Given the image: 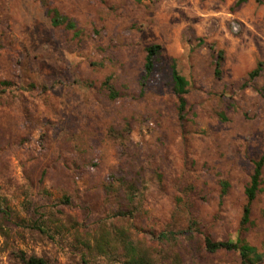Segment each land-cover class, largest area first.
<instances>
[{
	"label": "rangeland",
	"instance_id": "374dc122",
	"mask_svg": "<svg viewBox=\"0 0 264 264\" xmlns=\"http://www.w3.org/2000/svg\"><path fill=\"white\" fill-rule=\"evenodd\" d=\"M236 1L0 0V264H121L126 244L150 264H242L206 238L264 264V166L240 227L264 154V0Z\"/></svg>",
	"mask_w": 264,
	"mask_h": 264
},
{
	"label": "trees",
	"instance_id": "16d2710c",
	"mask_svg": "<svg viewBox=\"0 0 264 264\" xmlns=\"http://www.w3.org/2000/svg\"><path fill=\"white\" fill-rule=\"evenodd\" d=\"M259 1V0H257ZM246 2V0H237L235 6L238 7L242 3ZM51 14V23L54 26L64 25L68 29H75V23L71 19L62 16L59 12L55 9H50L48 11ZM161 46L159 44H152L146 47L145 49V57H144V64H143V80L147 79L154 67V63L157 57L161 53ZM223 62V53L221 51L217 52L216 60L214 62V75L216 78H219L221 75V64ZM263 63H258L256 68L252 70L248 77L249 79H254L258 77L262 72ZM171 80H172V90L174 95L177 98V118L180 122H183L185 119V108H186V100L185 95L187 94V86L188 82L182 77L178 71L174 67L171 68ZM110 79L106 78L104 81V87L108 91V98L110 100H114L117 96L116 92L113 91L111 85L109 84ZM143 85V84H142ZM222 120H225V117L220 116ZM264 166V154H262L253 164V171L250 176L249 182L244 189V195L246 198V205L243 208V215L240 219V227L245 229V226L249 224L250 212H251V205L254 202L257 193L261 190L262 185V169ZM229 189V184L226 181L221 182V196H225ZM3 216L6 213L1 211ZM40 232H43L42 229L38 228ZM241 240L237 242H213L209 238L205 239V246L206 249L210 252H214L219 249H224L227 251L231 250H239L241 263L246 264V252L245 248L240 246ZM123 250L125 254L124 261L121 264H150L149 261L139 252L129 244L123 245ZM24 264H46V262L42 258H37L35 256L28 257L23 259Z\"/></svg>",
	"mask_w": 264,
	"mask_h": 264
}]
</instances>
